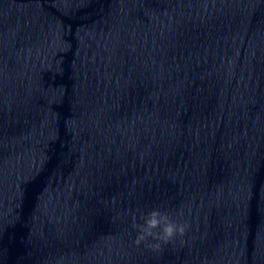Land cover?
Listing matches in <instances>:
<instances>
[{
	"label": "water",
	"instance_id": "water-1",
	"mask_svg": "<svg viewBox=\"0 0 264 264\" xmlns=\"http://www.w3.org/2000/svg\"><path fill=\"white\" fill-rule=\"evenodd\" d=\"M0 264H264V0H0Z\"/></svg>",
	"mask_w": 264,
	"mask_h": 264
},
{
	"label": "clouds",
	"instance_id": "clouds-1",
	"mask_svg": "<svg viewBox=\"0 0 264 264\" xmlns=\"http://www.w3.org/2000/svg\"><path fill=\"white\" fill-rule=\"evenodd\" d=\"M141 218L143 224L135 222L136 218L133 217L132 225L140 233L134 241L138 247L144 244L151 250H159L162 245L172 243L178 236L183 237L187 230L186 224L176 222L159 209H153ZM149 240L155 243H149Z\"/></svg>",
	"mask_w": 264,
	"mask_h": 264
}]
</instances>
